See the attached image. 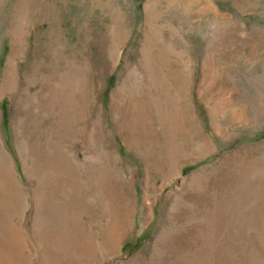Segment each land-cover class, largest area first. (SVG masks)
I'll return each mask as SVG.
<instances>
[{
	"label": "rangeland",
	"instance_id": "rangeland-1",
	"mask_svg": "<svg viewBox=\"0 0 264 264\" xmlns=\"http://www.w3.org/2000/svg\"><path fill=\"white\" fill-rule=\"evenodd\" d=\"M0 264H264V0H0Z\"/></svg>",
	"mask_w": 264,
	"mask_h": 264
}]
</instances>
